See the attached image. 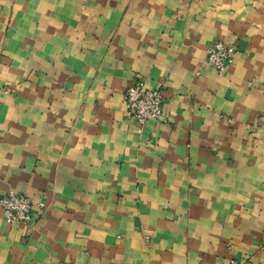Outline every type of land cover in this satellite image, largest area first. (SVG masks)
I'll return each instance as SVG.
<instances>
[{
  "label": "crops",
  "instance_id": "0c3cea01",
  "mask_svg": "<svg viewBox=\"0 0 264 264\" xmlns=\"http://www.w3.org/2000/svg\"><path fill=\"white\" fill-rule=\"evenodd\" d=\"M7 191L34 220L0 207V264H264V0H0Z\"/></svg>",
  "mask_w": 264,
  "mask_h": 264
},
{
  "label": "built area",
  "instance_id": "2783aa9c",
  "mask_svg": "<svg viewBox=\"0 0 264 264\" xmlns=\"http://www.w3.org/2000/svg\"><path fill=\"white\" fill-rule=\"evenodd\" d=\"M234 49L222 41L210 42L205 51V63L221 73L233 61ZM125 115L138 125L150 120L166 122L162 112V93L159 88H150L142 80L135 79L123 92ZM0 207L8 223L19 221L31 225L34 216L30 212L31 201L24 193L7 191L0 196Z\"/></svg>",
  "mask_w": 264,
  "mask_h": 264
}]
</instances>
